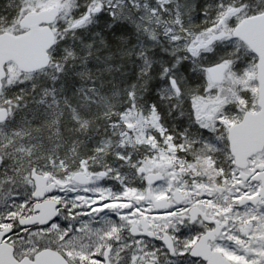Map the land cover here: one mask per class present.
Instances as JSON below:
<instances>
[{
	"label": "snow or ice",
	"instance_id": "obj_1",
	"mask_svg": "<svg viewBox=\"0 0 264 264\" xmlns=\"http://www.w3.org/2000/svg\"><path fill=\"white\" fill-rule=\"evenodd\" d=\"M0 264H264V0H0Z\"/></svg>",
	"mask_w": 264,
	"mask_h": 264
}]
</instances>
